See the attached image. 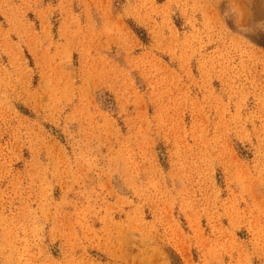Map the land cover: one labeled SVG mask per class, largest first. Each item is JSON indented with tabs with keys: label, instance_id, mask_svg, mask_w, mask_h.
<instances>
[{
	"label": "rangeland",
	"instance_id": "obj_1",
	"mask_svg": "<svg viewBox=\"0 0 264 264\" xmlns=\"http://www.w3.org/2000/svg\"><path fill=\"white\" fill-rule=\"evenodd\" d=\"M0 264H264V0H0Z\"/></svg>",
	"mask_w": 264,
	"mask_h": 264
}]
</instances>
